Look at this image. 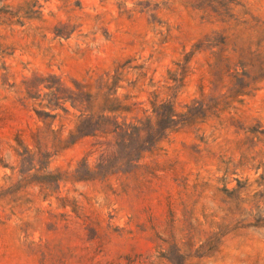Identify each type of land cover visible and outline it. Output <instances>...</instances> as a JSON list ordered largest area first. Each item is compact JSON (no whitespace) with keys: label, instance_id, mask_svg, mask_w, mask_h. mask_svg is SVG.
<instances>
[{"label":"rangeland","instance_id":"obj_1","mask_svg":"<svg viewBox=\"0 0 264 264\" xmlns=\"http://www.w3.org/2000/svg\"><path fill=\"white\" fill-rule=\"evenodd\" d=\"M120 66L129 117L156 99L195 120L79 179L92 140L68 143L77 112L38 81ZM0 264H264V0H0Z\"/></svg>","mask_w":264,"mask_h":264},{"label":"trees","instance_id":"obj_2","mask_svg":"<svg viewBox=\"0 0 264 264\" xmlns=\"http://www.w3.org/2000/svg\"><path fill=\"white\" fill-rule=\"evenodd\" d=\"M122 66L112 74L104 73L94 80L72 82L69 88H64L53 76L38 81L48 91L40 99V102L45 101V107L49 110L60 108L67 114V110L60 105L68 103L77 112L67 134L68 143L73 144L83 138L92 140V152L97 153L95 164L88 168L85 159L81 160L75 170V176L79 179L103 180L112 175L131 173L145 154L158 149L159 143L169 133L195 120L193 107L184 114H178L170 102L159 103L156 99L149 102V113L145 110L141 118L129 117L139 109L135 103L127 102L128 96H118L116 93L121 74L118 69ZM28 97L34 100L38 98ZM34 114L40 120L56 117V114L42 111H35ZM43 131L53 135V138L56 136L46 124L34 135Z\"/></svg>","mask_w":264,"mask_h":264}]
</instances>
